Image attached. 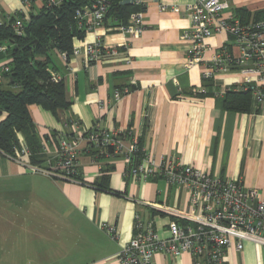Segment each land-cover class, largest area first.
Here are the masks:
<instances>
[{
	"label": "crops",
	"instance_id": "obj_1",
	"mask_svg": "<svg viewBox=\"0 0 264 264\" xmlns=\"http://www.w3.org/2000/svg\"><path fill=\"white\" fill-rule=\"evenodd\" d=\"M141 1L140 35H125L115 29V19H107L103 27L73 39L72 48L98 41L96 61L87 63L83 53L64 61L52 52L50 72L63 81L69 107L55 117L40 106H29L40 142L38 162L32 161L22 137L19 150L27 152L20 155L21 162L0 155V264H118L116 256L133 235L136 213L151 218L165 239L171 218L150 205L187 208L188 194L182 188L126 175L123 155L107 156L83 143L76 158L77 177L92 188L28 171L23 163L55 165L58 141L70 134L68 120L86 131L115 132L125 147L135 142L156 162L168 157L210 176L239 180L264 200V113L251 95L248 112L223 107L225 94L241 84V74L230 69L203 80L200 66L185 69L189 41L181 35L190 27L184 7L192 0ZM221 1L223 15L232 14L244 24L264 20V0ZM162 6L179 10L162 11ZM42 7L43 0H31L25 21ZM21 10L20 0H0V18ZM207 45L205 61L224 47L238 56L226 33L214 35ZM9 61L10 52H0L2 83L1 67ZM115 90L121 93L117 100ZM102 225L113 227L115 235ZM153 263L193 264L187 253H156ZM225 264H264V250L244 241L242 250H227Z\"/></svg>",
	"mask_w": 264,
	"mask_h": 264
},
{
	"label": "built area",
	"instance_id": "obj_2",
	"mask_svg": "<svg viewBox=\"0 0 264 264\" xmlns=\"http://www.w3.org/2000/svg\"><path fill=\"white\" fill-rule=\"evenodd\" d=\"M62 1L43 0V4L52 7ZM20 2L24 10L0 18V25H7L12 20L10 25L16 36L23 35L25 11L31 5V0ZM129 2L138 7V11L130 15L126 24H118L115 29L136 37L143 30L144 5L141 0ZM109 5V0H92L89 6L78 9L74 16L78 29L86 32L103 27ZM223 6L221 0H192L185 5L184 13L190 27L181 35L183 40L189 41L184 67L189 70L200 66L203 80L213 79L230 69L238 70L242 81L234 90L248 91L259 111L264 113V20L244 24L232 14L223 15ZM160 9L170 12L179 10L177 6H162ZM218 33H226L232 38L238 56L233 57L224 47L205 61L204 55L210 51L207 40ZM7 49V44H0V52ZM80 53L85 55L87 63L96 61L101 53L99 42L74 47L71 56ZM60 56L66 61L65 53ZM1 70L8 72V66L3 65ZM52 80L57 82L61 79L53 74ZM120 94L115 90L114 99L117 100ZM66 126L70 134L58 141L55 165L43 168L23 163L28 171L92 188L77 177L76 158L83 143L85 147L98 148L107 156L123 155L128 163L126 175L144 181L162 179L188 194V205L184 210L161 204L150 205L153 211L171 218L167 226L169 236L165 239L159 237L151 218L145 219L136 213L133 235L116 256L118 264H154L156 253L167 257L187 253L193 264H225L227 250L231 246L237 251L242 250L244 241L257 244L264 250V200L260 199L257 191L244 188L239 180L210 176L205 171L168 157L156 162L140 151L135 142L125 147L123 139L115 132L95 128L86 131L78 122L71 120L66 122ZM26 152V149L19 150L11 156L0 151V155L21 162L19 157ZM102 229L115 235L113 227L102 225Z\"/></svg>",
	"mask_w": 264,
	"mask_h": 264
},
{
	"label": "trees",
	"instance_id": "obj_3",
	"mask_svg": "<svg viewBox=\"0 0 264 264\" xmlns=\"http://www.w3.org/2000/svg\"><path fill=\"white\" fill-rule=\"evenodd\" d=\"M91 2L63 0L52 7L43 4L40 12L30 15L26 21L24 18L22 36L15 35L10 25L12 20L0 25V44H7L10 52V61L6 64L8 72H2L4 83H0V115H4L0 120V151L5 154L15 156L19 151V137H22L32 161H39L40 142L28 108L37 105L55 117L58 111L68 109L63 81L52 80L51 55L56 51L65 53L67 58L71 56L73 39L82 38L85 32L78 29L75 12ZM109 2L103 25L107 19L124 25L128 17L138 11L129 0ZM257 19L255 21H259ZM223 107L234 112H248L250 93L228 91Z\"/></svg>",
	"mask_w": 264,
	"mask_h": 264
}]
</instances>
